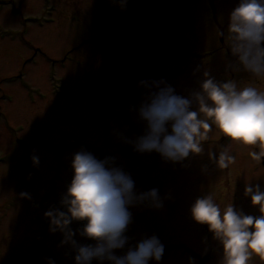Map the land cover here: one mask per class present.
<instances>
[{
    "label": "rangeland",
    "instance_id": "rangeland-1",
    "mask_svg": "<svg viewBox=\"0 0 264 264\" xmlns=\"http://www.w3.org/2000/svg\"><path fill=\"white\" fill-rule=\"evenodd\" d=\"M236 3L127 0L121 8L119 0H0V264H48L49 258L55 264H74V252L60 245V233L49 232L44 212L58 206L72 177V154L81 149L134 168L130 175L137 176L132 177L137 192L156 188L169 197L159 210L130 209L129 245L156 235L164 245L159 264H199L188 249L206 257L204 264H222L219 242L206 225L193 221L190 208L197 198L211 194L221 209L232 203L246 215H259L244 194L247 184L264 189V168L249 157L258 149L229 144L213 125L203 154L171 163L155 152L134 151L117 134L132 139L143 133L136 113L126 112L139 104L130 101L142 99L144 89L137 87L141 80L163 78L177 94L187 96L198 90L207 70L219 81L236 79L264 91V79L236 65L226 67L233 61L227 18ZM25 40L48 58H68L50 63ZM160 43L180 51L176 62L168 61L167 54L162 61ZM167 68L176 75L161 77ZM85 144L106 151L93 152ZM220 145L235 156V163L224 170L207 155ZM33 155L39 157L36 167ZM21 192L31 199L21 198ZM71 227L76 230L82 222ZM250 264L260 262L253 257Z\"/></svg>",
    "mask_w": 264,
    "mask_h": 264
},
{
    "label": "clouds",
    "instance_id": "clouds-1",
    "mask_svg": "<svg viewBox=\"0 0 264 264\" xmlns=\"http://www.w3.org/2000/svg\"><path fill=\"white\" fill-rule=\"evenodd\" d=\"M127 0H119L123 8ZM229 52L238 66L257 79H264V0H237L227 18ZM218 35L223 37L224 31ZM143 88L142 99L132 110L144 126L143 133L128 138L118 133L133 150L157 153L162 160L180 163L190 156L205 152V142L215 129L229 144L251 146L249 157L264 161V91L251 84L241 85L236 79H215L209 71L202 73L198 90L187 96L176 93L163 78L145 79L137 84ZM195 106V107H194ZM208 159L219 170L235 163V156L226 145L209 151ZM116 157L97 158L81 149L72 154V177L61 195L58 206L44 212L50 233H60V245L74 252V264H159L164 245L156 235L129 245L126 235L132 223L130 209L147 206L159 210L164 200L156 188L137 192L132 176L116 165ZM32 165L39 157L31 156ZM245 196L259 215H246L232 203L221 209L211 194L197 198L190 208L191 218L217 240L222 249V264H250L253 257L264 264V189L259 184H247ZM21 198L31 199L21 192ZM74 222L82 227L73 230ZM92 241L81 244L76 237ZM127 246V247H126ZM118 250H124L117 255ZM48 264H55L51 258Z\"/></svg>",
    "mask_w": 264,
    "mask_h": 264
},
{
    "label": "bare ground",
    "instance_id": "bare-ground-1",
    "mask_svg": "<svg viewBox=\"0 0 264 264\" xmlns=\"http://www.w3.org/2000/svg\"><path fill=\"white\" fill-rule=\"evenodd\" d=\"M177 79H179V78H177ZM126 109H127V111H126L127 114L130 113L131 111H133L132 108H126ZM239 172H240V170H236V171L234 172V174H235V175H239ZM234 181H235V179H234ZM232 183H233V181H232ZM235 183H237V185L239 186V183H240V182L237 180V182L235 181ZM242 185H243V183H242Z\"/></svg>",
    "mask_w": 264,
    "mask_h": 264
}]
</instances>
